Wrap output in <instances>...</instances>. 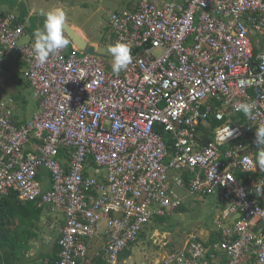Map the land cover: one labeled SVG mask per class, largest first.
Masks as SVG:
<instances>
[{
  "label": "built area",
  "instance_id": "2783aa9c",
  "mask_svg": "<svg viewBox=\"0 0 264 264\" xmlns=\"http://www.w3.org/2000/svg\"><path fill=\"white\" fill-rule=\"evenodd\" d=\"M109 16L114 42L128 43L133 56L118 76L108 53L75 44L38 63L17 13L0 11V57L19 56L38 101L31 120L17 123L13 98L0 100V196L14 190L56 212L48 223L57 230L55 264H88L102 219L96 256L129 264L119 257L149 220L182 205L170 172H189L190 194L214 196L226 205L223 218L236 217L215 223L213 243L191 233L160 263L264 264V171L255 166L256 127L264 126V0H138ZM241 102L254 104L244 121L214 137L198 134L211 117L242 113Z\"/></svg>",
  "mask_w": 264,
  "mask_h": 264
},
{
  "label": "rangeland",
  "instance_id": "374dc122",
  "mask_svg": "<svg viewBox=\"0 0 264 264\" xmlns=\"http://www.w3.org/2000/svg\"><path fill=\"white\" fill-rule=\"evenodd\" d=\"M33 11V20L37 27L42 26L43 11L56 7L63 8L67 14L66 20L78 28L88 37L90 43L97 44V52L107 54V46L112 43L109 31L110 27V11L125 6L123 0H25ZM67 39L69 37L65 33ZM10 68L9 70L2 69L0 73V100H8L13 98L14 110L19 112V115L26 111L29 120L33 117L36 111L37 103L31 87L25 86V77L23 69L18 67ZM27 101V106H24L23 100ZM169 137V135L167 136ZM105 172V168H101ZM182 187V185H179ZM182 194V191L179 190ZM185 209L174 210L171 214L163 218H152L145 226L137 242L129 245L127 248L131 250V255L127 259L129 264H155L156 260L161 255L169 250H176L182 247L185 240L191 233L202 234L204 239H207L205 233L206 227L218 221L223 225H231L234 222L235 216L223 218L222 213L225 204L218 203L214 196H208L210 202L202 196H190L184 193ZM41 222L42 230L40 232L41 246L48 249L53 247L56 233L50 230L49 219L56 218L57 214L49 207ZM218 216V217H217ZM59 218L61 215L59 214ZM52 219V220H53ZM101 230L99 237H103L102 232L105 230L106 221L101 220ZM208 224V225H206ZM201 232V233H200ZM51 237V242L46 239ZM166 237L169 243L164 244ZM98 238V237H97ZM97 238H95L97 240ZM99 245V244H98ZM48 246V247H46ZM97 246V248H99ZM38 255V254H37ZM30 262L37 263L43 259L29 257ZM36 258V259H31Z\"/></svg>",
  "mask_w": 264,
  "mask_h": 264
},
{
  "label": "trees",
  "instance_id": "16d2710c",
  "mask_svg": "<svg viewBox=\"0 0 264 264\" xmlns=\"http://www.w3.org/2000/svg\"><path fill=\"white\" fill-rule=\"evenodd\" d=\"M8 4L18 12L17 23L25 24L29 18V8L25 1L18 2V0H0V5ZM3 14L6 12L1 11ZM10 12V11H7ZM26 25V24H25ZM33 26V28H31ZM36 26L30 23L29 30L31 35ZM111 31V38L114 43V33ZM110 33V32H109ZM69 43H70V39ZM21 64H16V70L24 67V62L20 59ZM2 69L9 70V64H0V73ZM24 75V74H23ZM25 77V76H24ZM25 86L31 87L28 80L25 78ZM1 89V86H0ZM1 91V90H0ZM23 103L24 100H23ZM14 120L17 123H21L17 116L14 115ZM233 122L244 121L246 116L243 113L233 114ZM24 122V121H23ZM231 121L229 119L217 120L215 117H211L208 120L207 132L208 135H215L219 131H224L229 127ZM241 138L240 134L232 139V142H236ZM89 166H93L91 157L88 159ZM86 175L90 174L89 170H86ZM239 175V173H238ZM101 177V176H100ZM191 175L188 172L184 173V179L188 184ZM208 197V196H207ZM47 206L39 205L37 201H21L18 197L17 191L11 190L8 194L0 196V264H25L29 258V253L34 246V241L40 239V232L42 230L41 222L46 214ZM184 209L183 205L178 207V210ZM163 218V217H158ZM142 233V232H141ZM140 233V235H141ZM139 235V236H140ZM217 235L210 237V242L216 240ZM133 245V244H131ZM130 245V246H131ZM41 252V251H40ZM131 255V250L126 248L121 253L119 260L123 263ZM42 257L43 260H48L50 264H55L59 259V246L57 240L54 242L52 250L48 253L41 252L37 255V258ZM36 259V258H31ZM96 264H106V260L103 258V254L96 256L94 259Z\"/></svg>",
  "mask_w": 264,
  "mask_h": 264
},
{
  "label": "clouds",
  "instance_id": "9594fccd",
  "mask_svg": "<svg viewBox=\"0 0 264 264\" xmlns=\"http://www.w3.org/2000/svg\"><path fill=\"white\" fill-rule=\"evenodd\" d=\"M41 14L43 23L42 26L34 29L31 47L36 61L44 64L52 54L67 48L69 40L64 32L67 14L63 8L56 7L43 11ZM106 50L112 59L111 70L114 75L118 76L133 61L131 46L124 41L117 40L109 44ZM253 108L254 104L246 102L235 106V110L242 112L245 116H250ZM232 135L233 131L229 129L222 138L227 140ZM255 143L259 146L256 151L255 166L258 165L260 170L264 171V126L256 127ZM238 195H243V192H239Z\"/></svg>",
  "mask_w": 264,
  "mask_h": 264
},
{
  "label": "crops",
  "instance_id": "0c3cea01",
  "mask_svg": "<svg viewBox=\"0 0 264 264\" xmlns=\"http://www.w3.org/2000/svg\"><path fill=\"white\" fill-rule=\"evenodd\" d=\"M21 1H25V0H18V2H21ZM124 2H125V6L124 7H120V8H118V9H121V8H128V9H135V8H137V5H138V0H123ZM27 6H28V8H29V18L27 19V21H26V25H25V29H26V31H27V33L28 34H30L31 35V33H30V30L28 29L29 28V26H30V23H32L33 22V24L37 27V25H36V23H35V20H33V9L31 10L30 9V7H29V4H27ZM116 10V9H115ZM0 11H3V12H7V11H14V12H16L17 13V15H18V12L16 11V9H14V8H12L10 5H8V4H3V5H0ZM72 26H74V25H72ZM35 27V28H36ZM78 31H79V33L84 37V38H86V40H88V43L89 44H94L95 46H96V50H97V44L96 43H90L89 42V39H88V37H86V35L83 33V31L80 29V28H78V27H76V26H74ZM31 28H33V26H31ZM111 28V27H110ZM112 30V29H111ZM110 36H111V32H110ZM255 38H257V36H255ZM111 41L113 42V39L111 38ZM259 41V40H258ZM73 44L74 43H72L71 42V40H70V43H69V45L67 46L68 48L69 47H72L73 46ZM259 44H260V46H262V47H264V42L263 41H260L259 42ZM9 64V68H16L17 66H16V64H21V62H20V58H19V56L15 53V52H6L5 53V55L4 56H2V57H0V64ZM36 99V98H35ZM24 106H27V101H25V99H24ZM36 103H37V107H36V111L38 110V101H37V99H36ZM13 107V109H15L14 108V106H12ZM36 111H34V113L36 112ZM34 113H33V115H34ZM14 115L15 116H17V118H18V120L17 121H19V122H23V121H26V120H29L28 119V117H27V113H26V111L24 112V113H22L21 115H19V112H16V110H14ZM14 117V116H13ZM227 119H229L230 121H231V123H230V125H233V119L231 120L230 118H227ZM207 126H208V123H207V125H202V126H200L199 127V129H198V134L199 135H201V136H205V137H212V135H208V132H207ZM42 172V176H41V179L43 180V182H44V184H45V186H49V184H50V177H49V172L47 171V170H41ZM184 173L185 172H180V171H171L170 172V177H169V180H170V184H172V187L175 189V191H176V194L182 199V205H183V207H184V209H185V203H184V199H185V196L186 195H184V193H186L187 195L189 194L190 196H195V197H197V195H193V194H190V192L188 191V188H187V184H186V181H185V184H179V183H177L176 182V180H175V178H176V176H182L183 178H184ZM189 173V172H188ZM181 174V175H180ZM185 180V179H184ZM179 185H182V187L181 186H179ZM179 190H181L182 191V194H181V192L179 191ZM202 197H204V198H206V201L207 202H210V200L207 198V196H202ZM48 208V207H47ZM218 217V216H217ZM155 218V217H154ZM158 218V217H157ZM52 217L49 219V221H52ZM54 220V219H53ZM206 225H208V224H206ZM214 226H215V223L214 224H212V225H209V227L207 228L206 227V229H205V235H206V237H207V239H204L203 238V236H202V234L200 235L199 233V235L207 242V243H210V237H211V234H212V237L214 236V234H216V232L214 231ZM53 232V234L54 233H56V237H55V241L57 240V230H55V231H52ZM195 233V232H194ZM201 233V232H200ZM190 235V234H189ZM98 237V238H97ZM97 237H95V238H97V240L95 239V238H93V239H91V243H90V252H89V262H88V264H96L95 262H94V259L96 258V255H97V252L102 248V246H103V241H104V238L103 237H99V236H97ZM46 239H48V241H50L51 242V237H47ZM188 239H189V237L187 238V240H185V242H184V244L182 245V247L181 248H179V249H176V250H172V251H169V250H167V251H165L162 255H161V257L159 258V259H157L156 260V262H155V264H161L160 262H161V260L163 259V257L164 256H166V255H168L169 253H174V252H177V251H179V250H181L186 244H187V241H188ZM216 239H217V237H216ZM41 239H36L35 241H34V246L32 247V249H31V251H30V253H29V257H36L37 256V254H39V253H41V252H45V253H48L49 251H51L52 250V248H50V247H48V246H46V247H48V249L47 248H45V247H42L41 246ZM54 241V242H55ZM215 241V240H214ZM213 241V242H214ZM54 242H53V246H54ZM212 242V243H213ZM169 243V240H168V237H166V240H165V242H164V244L165 245H167ZM58 244V243H57ZM100 245V247L99 248H97V246H99ZM41 251V252H40ZM42 259V257H40V259L39 260H41ZM126 261H127V259H126ZM28 262H30L29 260L25 263V264H27ZM128 262V261H127ZM129 263V262H128ZM143 264H146L145 262L143 263Z\"/></svg>",
  "mask_w": 264,
  "mask_h": 264
},
{
  "label": "water",
  "instance_id": "95a60500",
  "mask_svg": "<svg viewBox=\"0 0 264 264\" xmlns=\"http://www.w3.org/2000/svg\"><path fill=\"white\" fill-rule=\"evenodd\" d=\"M64 32L67 34L72 43H74L81 50H85L88 53L96 54L106 57L107 54L97 52L94 44H89L88 40L84 38L74 26H72L67 20L64 25Z\"/></svg>",
  "mask_w": 264,
  "mask_h": 264
},
{
  "label": "bare ground",
  "instance_id": "6f19581e",
  "mask_svg": "<svg viewBox=\"0 0 264 264\" xmlns=\"http://www.w3.org/2000/svg\"><path fill=\"white\" fill-rule=\"evenodd\" d=\"M77 30V29H76ZM79 32V31H78Z\"/></svg>",
  "mask_w": 264,
  "mask_h": 264
}]
</instances>
